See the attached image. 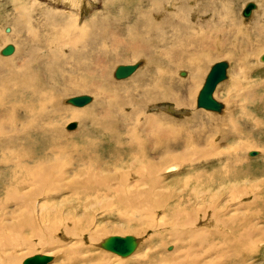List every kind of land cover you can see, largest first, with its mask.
Wrapping results in <instances>:
<instances>
[{
	"label": "bare ground",
	"instance_id": "6f19581e",
	"mask_svg": "<svg viewBox=\"0 0 264 264\" xmlns=\"http://www.w3.org/2000/svg\"><path fill=\"white\" fill-rule=\"evenodd\" d=\"M178 2L180 0H169L167 6L181 7ZM217 2L222 9L228 8V1ZM262 6L264 8V0ZM18 10L20 14L15 17L17 23L21 18L30 21L32 14L27 7L22 6ZM227 11L231 12L229 8ZM145 12L134 20L125 16L124 19L129 22L125 28L118 29L125 22L123 18L115 19L113 26L118 31L110 34L107 32L110 22L104 24L97 21V17L91 20L95 29L89 34H82L78 23L71 30L68 29L66 37L60 31L50 30V34H53L51 39H45L42 44L35 40L37 34L47 31L39 15L36 20L38 24L31 22L32 27L28 26L27 31V42L34 45L25 50L19 46L17 57L14 56L16 61L14 58L12 61L10 58L0 60V264H20L26 256L34 253L49 256L51 260L46 264H85L84 259L97 254H85L84 248H103V241L114 235L131 236L133 248L130 254L119 257L100 253L102 262L106 261L107 264L258 263L251 261L260 249L264 250V167L253 168L252 178L247 179L249 172L246 173L244 169H249L251 165L242 162L238 151L260 148L264 166V145H257L252 133L246 135L244 126L237 122V115L240 111L241 118L253 119L255 127L260 125V121L247 108L263 100L262 95L257 94L263 83L260 81L259 85L254 84L253 88L244 91L240 82L231 83L237 89L228 99L230 102L237 101L240 108L232 105L225 112L226 115L220 116H213L211 112L214 110H208L211 112L203 114L204 121L198 120L194 112L192 116L186 115L180 120L165 114H146V103L158 100L169 99L175 107L187 108L190 99L187 101L186 97H190L192 88L205 72L214 52L225 54L226 50L222 48L227 42L223 43L222 40L228 37L223 36V24H218V28L213 24L215 28L212 31H209L206 22L202 23V27L187 24L185 28H179L177 23L170 20L174 16H157L156 20L152 10ZM223 16L231 19L228 14L224 13ZM230 21L234 23L236 37L245 33L247 27L235 23L233 18ZM26 23H23L24 28ZM97 23L102 24L100 31H97ZM21 28H18L20 32ZM163 28L172 30L171 37L167 38ZM255 31L258 32L254 36L257 43L264 44V22L258 23ZM104 34L109 35L108 38L121 35L123 40L115 38L110 48L106 44L99 45L97 49V36L105 37ZM211 36H217L219 38L215 39L221 41L215 42ZM244 39L238 49L248 56L255 44L249 46ZM10 45L12 51L4 56L14 54L15 46ZM67 46L75 61L65 55L64 48ZM97 50L99 61L105 63L108 59L133 61L139 58L134 64H127L135 66L129 75L141 66L132 75L131 84L127 83L134 87L128 89L126 84L121 85L123 83L111 85L106 80L109 71L103 63L100 65L102 68L98 69L104 79L93 92L97 96L96 104L89 109L75 108L89 104L92 97L88 95L89 102L64 113L57 103L51 102L67 95L66 88L91 91L92 85L74 87L73 82L64 90L46 89L47 81L63 80L69 60L74 64L76 62L85 74H90L85 64L87 58L97 62ZM260 55L257 60L264 63L259 59ZM35 60L37 65H41L40 72L45 79H37L32 74ZM218 61L225 63L223 81L227 77L229 62ZM249 66L246 65V75L253 70ZM93 67L92 70L97 71V67ZM184 67H189L193 75L188 76L193 79L190 81L186 78L189 82L183 84L182 94L177 96L173 76L178 68ZM221 81L211 92L214 100L218 99H215V89ZM106 89H110L112 94L106 93ZM113 96L116 102L109 106L107 98L110 100ZM47 100L50 103L37 104ZM216 101L220 105L217 112L221 113L224 108ZM160 108L166 111L169 106L162 105ZM63 119L81 120L82 129H78V132L88 136L97 130V123L102 124V134L110 132V147L113 145L107 150L108 154H116L120 159L119 156L131 153V160L128 161L130 170L120 177L111 176L108 171L101 172L98 169L101 161H98L97 155L101 151L97 149L100 146L93 143L84 145L82 141L76 147L62 141L60 138L64 132L59 121ZM87 120L91 127L85 125ZM195 121L198 126L206 123L209 134H203L199 128L193 130ZM113 127L114 130H110ZM136 127L139 130L136 131ZM25 145L30 146L26 154L17 149ZM90 146L96 150H92L91 156ZM208 146L213 147L214 151L205 150ZM231 155L235 159H229ZM26 156H34L35 160L30 161ZM237 182H243L246 186H238ZM250 192L252 195H247ZM156 211L160 215L155 220ZM168 214L170 216L165 219L164 216ZM200 214L204 215L201 221ZM164 227H171L168 236L180 243L179 247L166 243L155 247L154 238L161 239L165 235L157 230ZM147 229H154L150 239L152 245L135 251L140 237L132 234H143ZM95 234L110 235L98 238L96 243L92 241ZM163 246H166L167 252L164 250L165 254L154 262L157 250H163ZM52 255L56 256L54 260Z\"/></svg>",
	"mask_w": 264,
	"mask_h": 264
},
{
	"label": "rangeland",
	"instance_id": "374dc122",
	"mask_svg": "<svg viewBox=\"0 0 264 264\" xmlns=\"http://www.w3.org/2000/svg\"><path fill=\"white\" fill-rule=\"evenodd\" d=\"M168 1L169 0H161V1L160 0H0V50L7 44H13L15 46L14 54L12 53L8 57V56H4L0 53V60H7V59L10 60L11 59L10 61H12L13 58L15 60V57H17V52L19 50V46H21L22 50L23 49L25 50V48L30 49L31 45H34V43L30 44L29 42H27V37H28L27 31H28L29 27H32L31 22L38 24L37 23L38 21H36V20H37L39 15L41 16L42 26L47 29V31H44L45 33L42 32V33H39L35 36L36 42H41V44L43 43V41L45 39H47V40L51 39L53 34H50V30L60 31L62 33V35H65V37H66L68 35V29L71 30L74 27L73 25H75L77 23L79 25V29H80L82 34H84L86 32H87V34L92 33L95 28H94V25L92 24L91 20L96 18V17H97V21H99V22L101 21L104 24L107 22H110V23H108L109 29L107 28L108 29L107 32H109V34H110L111 32L113 33L115 31H118V29H120L122 27L125 28L126 25H128L127 23H129V22H127L124 19L125 16L127 17V19L134 20L137 16L138 17L141 16L142 13L145 12L146 10L147 11L152 10V15L156 17V20L158 19V17L162 18V17L168 16V15H169V17L174 16V17H171L170 20L177 23L179 25V28H185L187 24L194 25L195 27H198L200 25L202 27L203 26L202 23L206 22L208 24L207 28L209 29V31L210 30L212 31V29L214 30V28H215V27L214 28L212 27L213 24H215L217 28L220 27L218 24H223V26H224L223 28L225 30V33L223 34V36L228 37V38H224L222 40L223 43L227 42L226 45H224L222 49L226 50V52L224 55H218L217 52H214L213 57L211 58L210 62L207 63V67L205 69V72L202 73L203 76L201 75L199 81L197 82L198 84L196 83L194 85V87L192 88L193 92H191L190 97L189 96L186 97V100L190 99V101L187 100L188 101L187 105L190 104L187 108H189L190 110L188 111V109L186 107H185L186 109L184 107H179V106L175 107V104L173 103L172 100L165 99V100H158V101H152V102L146 103L148 105L144 108V112L146 114H152V115H156V114L157 115H160V114L163 115V114H165V115H168V117H171L172 119H176V120L177 119H179V120L183 119L186 117V115L192 116L195 113V116L199 118L198 120L203 119L201 121H204L203 114L205 112H211V111L196 107L195 101H196L197 93L201 87V84H202L204 77H205L206 73L208 72L210 66L218 60H225V61H227V63L229 62L228 67H227V77L223 81H221V83L217 86L218 89L217 88L215 89L216 90L215 91V96H216L215 99L218 98L216 100H218L222 104V109L223 108L224 109L221 113H219L217 111H216L217 113L215 111L214 112L212 111L211 113L213 116L226 115L225 112L228 111V109L232 105H236L238 108H240V105L237 103V101H233V102L231 101L230 102L228 99L229 96H230V98H232L231 97L232 91L237 89V88L232 87L231 83L233 84V82H237V81L240 82L242 84L241 90L244 91L245 89H249L251 87L253 88L254 84L259 85L258 82L262 81L263 86L257 90V94L262 95L263 100L262 101H256L252 105V107L250 105L247 108L260 121L258 124H260L261 126L259 125L260 127L259 126L255 127L253 124L254 123L253 119L246 118V117L241 118L239 116L240 111L237 115L239 118V119L237 118V122L239 125H241V126L243 125L245 130L248 131V132L245 131L246 135L252 133V137H253V139H255L257 141V145H259V146L264 145V63H259L257 60L258 56L264 52V44L259 45L257 43L256 39L254 38V36L258 34V32L255 31L257 24L264 22V8L262 6L263 0H226V1H228V8L231 12H228V11L225 12V10H227L228 8L222 9L220 6H218L219 3L217 2V0H210V2H207L208 4L205 3L204 0H192V1L191 0H180V2H178V3L180 4L181 7H179V6L178 7L177 6L176 7H169V6H167ZM211 1H212V3H211ZM248 1L255 2L257 7L252 10L251 14L248 17H243V16H241V9L245 5V3ZM175 3H176V1H175ZM22 6H25V7H27V9L30 10L29 12L32 14L31 19L35 18V20L30 19V21H28V18H21L20 20H17L19 23H17L15 21V17H17L18 14H20L18 9L21 8ZM206 6H208V7H206ZM34 7H40V9L35 10L36 8H34ZM149 8H151V9H149ZM37 13H39V14H37ZM224 13L231 16L230 18L231 19L233 18V20H235L234 21L235 23L243 24L245 27H247V29H245V33L244 32L240 33L236 37V34L233 31L234 30V23H232L230 21L231 19L227 20L226 19L227 16L226 17L223 16ZM221 17H222V19H221ZM118 18H123L124 19L123 21H125V22L123 24H121L118 27V29H116L114 27L115 23H116L114 20L115 19L117 20ZM196 18H198V19H196ZM199 20H200V22H199ZM222 20H223V22H222ZM63 22H66V23L63 24ZM90 22H91V26L89 25ZM23 23H26L25 28H24ZM69 23H71V24H69ZM97 24H98L97 25V31H100L102 29V28H100L102 26V24L101 23H97ZM19 26L23 27V28H21V32L18 30ZM183 30H186V29H183ZM163 31L166 33L167 38H169V36L171 37L170 31H172V30H170L168 28H163ZM104 35L107 38L103 37V35H100L99 36L100 38L97 36V45H98L97 49L100 48L99 45L105 46L106 44H107L108 48H110L109 45H112V41L115 38H118V40L123 38L121 35H120L121 38L116 37V36H115V38H114V36H110L108 38L109 35H107V34H104ZM173 36L174 35L172 34V37ZM247 36H248V38H247ZM40 38L43 40L41 41ZM211 38H214L215 42L216 41L218 42V40H220V39H215V38H219L217 36H214V37L211 36ZM242 38H245L244 42H248L249 46H250V44L252 45V43L255 44L252 47V50H253V51H251L252 53L250 55L248 54V56L244 55V53L238 49V47H240ZM245 40H248V41H245ZM98 42H99V44H98ZM260 46H263V47H260ZM165 47H167V46H165ZM246 48H248V47H246ZM64 49H65L64 50L65 55H67L68 57L72 58L75 61L74 55L69 52V50H70L69 46L65 47ZM41 50L42 49L40 48L39 52L43 56L44 52H42L43 50L42 51ZM44 51H46V50H44ZM118 51L120 52V50H118ZM232 51H233V54H232ZM229 52H231L232 56L229 54ZM116 53H118V52L116 51ZM89 57H91V55ZM240 57L241 58L243 57L242 59H244V60L242 61V59H240ZM98 58H100V55L98 54V50H97V62H93L90 58H87V62L85 65L90 70V74H88V75L85 74L83 72V70L77 66L76 62L74 64V63H72V61L69 60L67 65H66L67 69L65 71V74L63 75L64 79L59 81V82H58V79H57V82H54L52 80H48L47 84H46V89L58 88L60 90H64L65 86H69L73 82H74L73 84H75L74 87L92 85V87H91L92 92L90 90L81 91L79 89L74 90V89L66 88L65 94H67V95H63L59 98H56L51 103H57L58 104L57 106H59V108L62 109V111H64V113L65 112L68 113V112H70V110H74V105L67 103L66 99L69 97H72V96H76V95L87 94V95L92 97V101L83 107H75V108L76 109H89L91 105H95L96 101H97V96L93 92H96V88L99 87V83H102V81L104 79L102 72L98 68L99 67L102 68L100 65L105 63V62H102L103 60L99 61ZM36 60L33 62L32 74L34 75V77H37V79H41V80L45 79V77L40 72L41 65L40 64L37 65ZM137 60H139V58H137L133 61L108 59L106 61V63L103 64V65H105V67L109 71L108 75L106 77V80L113 86L123 83L121 85L126 84V86H128L127 87L128 89H132L134 86H129L131 84L130 79H131V77L134 78V76H132V75H134V73L136 71H138L141 68V66H140V68L138 67V69H136V71L133 72V74H131L128 77L123 78V79L114 78L113 77V71H114V68L118 64H132L133 62H136ZM138 62L141 63L140 61H138ZM242 62H244V63H242ZM262 62H264V61H262ZM73 64H74V66H73ZM245 64L250 65L249 67L253 68V70L251 72H249L250 74L248 73L246 75L247 68H246ZM92 65L94 67H97V71L92 70V68H91ZM71 66H73V67H71ZM185 69H186V71L188 70L187 73H186ZM174 71L175 72L178 71L173 76L175 85H177L175 95H177L179 93L182 94L181 91L184 89L182 87L186 83L189 82V81H187V79H189L190 81H192V79H193L192 76L189 77L188 75H193V74L189 70V67H187V68L184 67V69L178 68L177 71L176 70H174ZM179 73L181 76L179 75ZM237 78H238V80H237ZM132 83H134V82H132ZM196 85H198V86H196ZM93 88H95L94 91H93ZM105 92L111 93V90L106 89ZM229 92H230V94H229ZM191 100H192V102H191ZM49 101L50 100L42 101V102H38V103L35 101V103L41 105L42 103L48 104V103H50ZM107 101H109V102H107V104L109 106H111L116 102V98H115V96H113V97H111L110 100H108V98H107ZM228 102H229V104H228ZM162 105H168L169 109H167L165 111L164 109L160 108ZM136 106H139V105L136 104ZM153 106H155V108H153ZM181 106H183V105H181ZM171 107H173V108H171ZM186 110H187V112H186ZM18 111L20 112V114L23 113L19 107H18ZM140 118H141L140 120H142V117H140ZM69 122H75V127L72 129H66V124H68ZM81 122L82 121L81 120L79 121V119H71L69 121L67 119L60 120L59 123L62 124V125L60 124V126L64 132V135H61L60 139L62 141H66L70 146L78 147V146H80V143L82 141H84V145L88 144V143H90V144L93 143L94 146L95 145L100 146V147H97V149H101V151L97 152V155H99L98 161H101L98 164L99 165L98 169L99 170L101 169V172H103V171L110 172L111 176H117V177L124 176L130 170L128 167V161L131 160V153L124 154L121 157L119 156L120 159H117L116 154L113 156H110L108 154V151H107L108 149L110 150V148H112V146H113L112 145L110 147V132H105L106 135H103L102 134L103 129L101 128L102 124L97 123V130H94L93 131L94 133H91L89 136H88V134H84V133L80 134V131L78 132V129H80V130L82 129V124H80ZM195 123H196V121H195ZM128 124H129V127L132 128V126L129 122H128ZM197 124L198 123L192 125L193 130H196L197 128H199L202 130L203 134L208 133V132H206L207 126H208L206 123L204 125H199V126ZM85 125L87 127L92 126V124L89 123L88 120L86 121ZM225 128L229 131L231 130V128H229V127H225ZM110 130H114V127L110 128ZM135 130L137 131V130H139V128L136 127ZM68 133H74V134L69 135ZM107 134H109V135H107ZM65 135H66V137H65ZM9 147H13V146H9ZM209 147L210 146L205 148V150L208 149L207 151H210V149H211L214 151L213 147H210V148ZM17 149H19L21 152L26 154L27 151L30 149V146L25 145V146L19 147ZM92 150L96 151L90 146L89 147V156H91L93 154ZM231 150H232V152H234L233 149H231ZM251 151L255 152V154L251 155L250 154ZM117 154H119V153H117ZM238 155H239L240 159L241 158L243 159V161H242L243 163H247V164L250 163V165H251V167L249 169L248 168L244 169V171L246 173L249 172V174L247 175V179L252 178L251 173L254 172L253 168H256L259 166L264 167L263 161L261 160L262 155H261L260 148H251V149L243 148L242 150L240 149V151H238ZM26 157L30 161L35 160L34 156H26ZM123 157H125V158H123ZM231 158L235 159L233 157V155H231L229 157V159H231ZM233 169L235 170V168H233ZM112 183H114V182L112 181ZM236 185L241 186V187L246 186V184H244L243 182H237ZM247 186H249V184H247ZM145 187H148V185H146ZM177 191H180V189L177 188ZM247 195H252V193L250 192ZM262 204L264 206V200H263ZM156 213H157V215L155 216V220L157 219V216L160 215V212L156 211ZM151 214H152V212H151ZM169 216H170V214L164 216V218L167 219ZM199 218L201 221V219L204 218V215L200 214ZM109 225H111V222ZM170 228L171 227L158 228L157 231L164 232L165 235L161 239L154 238L153 244L155 245L156 248L159 245H161L162 243H166L168 245L169 244L170 245H177L178 247L180 246V243H177L176 241L172 240L168 236V232L170 231ZM153 233H154V229H152V230L147 229L143 234H134L133 233L132 235L140 237L139 246H138V248H136L137 250H135V251H138L143 246H151L152 242L150 239L152 238ZM109 235H106V234L97 235V234H95V235H93L92 241L97 243L98 238L107 237ZM84 239L87 240V238L85 236H84ZM87 244H90V243L87 241ZM259 244L262 245V243H259ZM162 249L163 250H161V249L157 250V254L153 258L154 262H157L160 259V255L165 254L164 250H165V252H167L166 246H163ZM263 251H264L263 249H260L258 251L259 253L257 252V254H255V259L252 260L251 262H258L257 264H264V252ZM91 252L96 253L97 255L89 256L88 258L84 259L85 264H107L106 261L102 262V258H101L102 254H100V253H103V254L110 253L111 255L114 254L113 256H115V257L116 256L119 257V255L115 254L114 252L112 253V252L106 251V250H104V248H100V247L98 249H97V247L96 248H93V247H85L84 248L85 254H89ZM34 254H42V253H34ZM31 255H33V254H31ZM52 256H53V260H54L56 256L55 255H52ZM26 257H28V256H26ZM120 257L123 258L122 256H120ZM124 258H126V257H124ZM110 264H113V263H110ZM156 264H159V263H156Z\"/></svg>",
	"mask_w": 264,
	"mask_h": 264
},
{
	"label": "water",
	"instance_id": "95a60500",
	"mask_svg": "<svg viewBox=\"0 0 264 264\" xmlns=\"http://www.w3.org/2000/svg\"><path fill=\"white\" fill-rule=\"evenodd\" d=\"M254 3L248 1L245 3L243 8L241 9V15L243 17H248L250 11L254 8ZM12 51V46L10 44L5 45L1 50L0 53L2 55L9 54ZM259 59L264 61V52L260 55ZM224 67L225 63L223 61H218L212 64L206 73L204 80L201 84V87L196 96V106L201 107L207 110H214L218 111L220 108L219 103L214 100L211 96V92L219 81H221L224 76ZM135 66L127 65V64H118L113 71V77L116 79H122L128 76ZM90 97L85 94L72 96L66 99L67 103H70L74 106H82L89 102ZM75 127V122H69L66 124V129H72ZM254 152H250L253 154ZM102 247L108 251L114 252L118 255H128L132 251L133 248V239L131 236L125 235L121 236H109L107 237L103 243ZM49 256L33 254L31 256L25 257L20 264H46L50 261Z\"/></svg>",
	"mask_w": 264,
	"mask_h": 264
}]
</instances>
